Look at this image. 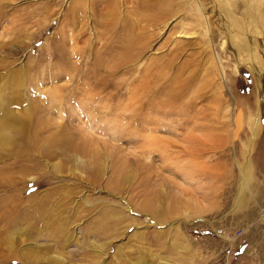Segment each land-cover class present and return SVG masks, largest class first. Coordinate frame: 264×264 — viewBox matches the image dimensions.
Here are the masks:
<instances>
[{
	"label": "rangeland",
	"instance_id": "374dc122",
	"mask_svg": "<svg viewBox=\"0 0 264 264\" xmlns=\"http://www.w3.org/2000/svg\"><path fill=\"white\" fill-rule=\"evenodd\" d=\"M70 2L0 0V96L7 104L0 121L7 119L12 134L0 142V264H56L48 257L57 251L73 264H122L126 254L138 259L141 247L174 257L173 264H264V0H198L203 36H177L185 23L200 31L177 15L166 28L156 26L143 56L129 63L115 58L120 42L113 41L114 16L126 17L127 6L107 13L94 7L78 26L89 32L73 33L85 64L61 55L58 21ZM65 59L82 65L64 71ZM132 95L145 104L140 116L108 112L106 105L129 103ZM18 114L27 117L22 125L12 119ZM75 155L89 164L84 179L68 174L75 165L66 157ZM124 169L133 176L115 193ZM164 192L175 217L156 221L140 207ZM108 206L125 215L119 237L86 229ZM185 210L187 219L180 217ZM163 230L178 240L176 250L161 249L170 241L158 240ZM92 240L105 245L99 260L84 254ZM43 242L49 252L26 255ZM144 264L162 263L148 257Z\"/></svg>",
	"mask_w": 264,
	"mask_h": 264
},
{
	"label": "bare ground",
	"instance_id": "6f19581e",
	"mask_svg": "<svg viewBox=\"0 0 264 264\" xmlns=\"http://www.w3.org/2000/svg\"><path fill=\"white\" fill-rule=\"evenodd\" d=\"M192 1L197 3L198 0H192ZM192 1H191V3H189L190 0H71L70 4L68 6V9L66 11L62 12V14L64 15V18H61V20L58 21L59 24H61V28H60L61 37L59 36V38H60V42L62 43V46H63V49H64V52L62 51L61 55H63V57H65V58H71V56H73V58H81V60L84 61V64H85L84 57H86V56L84 54L85 53L84 50L81 49L82 47L80 49L78 47V41L80 40V39H78V36L81 37V35H84V33L86 34L89 31H87L86 29H83V28L79 29L78 26H79V23L83 24V25L88 24V18H91L88 15V12H92L93 13L94 7L97 9L98 6L99 7L102 6L101 7V11L102 12H106V13L109 11L110 7L111 8L120 7V9H121V7L127 6L126 7L127 8L126 9V17H122L123 15H120L119 12L116 13V11H115V13H116V14L114 13L115 14V16H114L115 25L113 27L114 28L113 31L115 32V36L118 37L116 39H113V41L120 42L119 44H114V48L116 49L115 58H116V56L122 55L123 56V58H122L123 60H128L127 63L131 62V60H134L137 57L139 58V57L143 56L144 50L150 46V44H151V42L153 40V37L156 36V35H154L155 34L154 30H155L156 26L162 25L163 29L166 28L170 24L169 22L170 21L172 22L175 19L174 17L177 16V15L178 16L179 15H183L184 18H186V17L191 18L192 21L196 22L195 27L197 26V27L200 28V31L196 30L197 28L189 29L188 28V24L185 23L186 25L183 24V25L180 26L179 33H178L179 35H177V36H179V37H189V38L193 37L195 35L203 36L204 33H202V31L205 32V28H204L203 24L206 22V14L204 12L202 4H200V3L199 4L198 3L195 4ZM56 2L58 3V1H56ZM61 2H62V0H61ZM188 3H189V7L188 8H190L191 11H192L191 13H188V11H187ZM128 4H132V5L130 7H128L129 6ZM0 7L3 8L5 6L2 3H0ZM49 7H51V6H49ZM58 7H59V5H58ZM117 9H119V8H117ZM49 10H50V8H49ZM54 12H55V10H54ZM112 13L113 12H111V14ZM0 14L2 15L3 13H0ZM6 14H7V12H6ZM1 15H0V21H1V19H3L1 17ZM93 15H94V13H93ZM4 19H5V17H4ZM68 19L69 20L72 19V21L67 23ZM142 21H149L150 26L153 29H150V28L147 29L146 28L147 30H145L144 29L145 26H144V24H142L143 23ZM94 23H96V21ZM140 24H142L141 27H140ZM145 25L148 27L147 24H145ZM190 25H192V23H190ZM106 27H108V26H106ZM76 29L79 31V35L74 37L73 33H74V31ZM88 29H90L89 25H88ZM104 29H105V27H104ZM107 30H109V27L107 28ZM111 31L112 30L110 29V32ZM3 34H4V32H3ZM6 34L10 35V31L6 32ZM75 35H77V34H75ZM202 41L204 42V46H206V48L204 50V51H206L207 46L209 45V43L207 41H205L204 39H202ZM83 42H84V40H83ZM107 47H108V45H107ZM107 49L108 48H106V50ZM106 57H108V56H106ZM109 59L112 60L111 57H109ZM106 60H108V58ZM123 60H122V63H123ZM69 62L70 61H67L65 59V61H63V63H62V66L60 65L61 66L60 68H62V70H64V71H66L67 69L71 70L73 67H76V66L78 68H80V66L82 65L81 63H79L80 65L77 64L76 61L75 62L71 61L70 63ZM201 62L202 61L200 60V63ZM89 63H90V61H89ZM102 65H103V63H102ZM120 85H121V83H120ZM125 85H127V84H125ZM63 88H66V87H63ZM120 89L121 88H117V91L120 90ZM117 91H115V93H113L114 96L116 95ZM137 93H135V95ZM146 93L149 94V96H151L153 94V92H149L147 90H146ZM135 95L129 96V98H130L129 99L130 100L129 103H125L124 102V104H122V103H116V104L109 103L108 105L105 104L106 107H109V111L108 112H110L112 110H115L116 111L115 115L123 117V118H127V117H131L132 118V117L140 116V114H142V113H139V112H140V110L143 109L142 105H145V104H143V102H142V104H138L139 100H137V97L135 99ZM179 98L181 99L182 96L179 95ZM64 99H67V98L64 97ZM190 103H192V102H190ZM5 104H6V100H4V98H2L0 96V112H1L0 115L2 113H4V111L6 112L7 104H6V106H5ZM167 105L168 104H165V107ZM172 105H174V104H172ZM166 111L168 112V110H166ZM166 111H164V113ZM132 112H134V113H132ZM156 112H158V109L156 110ZM153 116H154L153 118H155L154 114H153ZM8 117H9V115H7V118ZM144 117L143 118L146 119V120H147V118L149 120L152 119V117H148L146 115H144ZM12 119L15 122H18L19 125H22L27 120V117H25L23 114H18V115H14ZM8 126H9V123L7 122V119H6V122L3 121V120L0 121V128H1L0 129V142H1V139H4V140L11 139V135H12L11 132H6L5 131ZM75 144L82 146L80 143H75ZM76 147H78V146H76ZM66 158L73 159L74 160V165H75L73 167V169H71L72 171L69 172L68 174L72 175V176H75L76 174H79V177H82V179H84L85 178V174L81 171L82 170L81 168L89 167V164H87V161L83 160L81 157L79 158L78 155H75L74 157L67 156ZM61 166L63 167L64 165H61ZM61 166L60 167L56 166L55 169L60 171L61 168H62ZM67 167L71 168L70 166H67ZM128 170H125V169L121 170V172H119V174L115 178V181L119 185L114 190L115 193H117L118 190L121 189V188L124 189V187L121 186V184H124L127 179L131 180L133 174L130 173ZM93 174L96 175V172H93ZM188 177H186V178H188ZM88 180H89V178H88ZM241 188H243V187H241ZM165 196H166L165 192L162 195H160V194L157 195L156 193H154V196L149 199L150 200V205L149 204H144V205H142L140 207V209L141 208H146L148 211H151L152 215H153V217H155L156 221L159 220V219H163L165 221V220H170V219L174 218L175 217L174 216V212H175L174 205H172L171 201H168L167 204L165 205L164 204L165 203L164 202L165 201V199H164ZM88 205H92V203H88ZM118 205H119V203H118ZM127 208L128 207H125L123 209L125 211H127ZM121 211L122 210H120V209H116V208H112V207L108 206V208H105V209H103L101 211L102 212L101 213L102 214V218L100 219V221L97 224H94V225H91V226L87 227L86 228L87 231H89V232H99V230H101L103 228L102 229L103 233H109V232L113 231V232H115L116 237L121 236V232H119L118 225L120 223L124 222V220H125V215H122L123 213H121ZM189 216H190V214L186 210H185V213L183 215H180V217H182L183 219H187V218H189ZM58 225L62 229H64V227L65 228H69V224L68 223H63L61 221L58 222ZM57 227H58L57 225L54 226V228H53V232L54 233L48 232V234L49 235L56 234L57 232H55V229ZM86 229L82 228V230H84V231ZM60 231H62V230H60ZM90 234H92V233H90ZM166 235H169L170 241H169V243H167L166 240H165V243H167V244H166V246L162 245L161 249L166 250V252H170L172 249L176 250L177 249V245L179 244V242H178L177 239H172L173 238L172 236L174 234H172L170 231H166L165 232V230H163L162 232L159 233L157 238H158V240L159 239H163L164 237H166ZM41 236H42L41 234H38V237H41ZM149 237H150V239H152V236H149ZM53 238H55V239H53V240H55V242L52 243V244H56V239L57 238L56 237H53ZM141 238L145 239L144 234H142V233H140L139 235L136 234V239L141 241L142 240ZM66 239H67V236L65 235L64 240H66ZM146 239H147V237H146ZM90 243H91V245L85 246L84 251L86 253H84V254L86 256H88L90 254L89 257H92V259H98L99 260L98 256H100L101 252L104 251L105 245L98 244V243H96L93 240ZM161 243H164V241H162ZM50 245H51V243H44V242L40 243L38 245V248H34L33 247L34 249L33 250L31 249L30 252L27 251L26 255H29V256L33 255L34 256L35 251L37 253L38 250L40 251V250H43L44 248H46V251L49 252V249L51 247ZM64 245H65V242H64V244L62 246L64 247ZM112 247H113V244H112ZM120 248H121V245H120V247H116L115 250L117 251V253L119 252ZM138 251L140 253H142V255L138 254L137 256H135L138 259L133 258V256H129L128 254H126L123 257L122 264H124V263L144 264V262L148 259V257H151L155 261H159V263H162V264H173V263L176 262V259H174V257H170V256L166 257V256H162L160 253H153V250H151V249L148 250V249H146V247L145 248L141 247V248H139ZM150 251H152V252H150ZM181 251L182 250H178V253H180ZM180 256H181V254H180ZM48 258L50 260H54V262L56 264H73V263H70L71 260H70L69 257L67 258V255H65L64 253H61V252L58 253V251L57 252H53ZM132 259H136V260L132 261ZM172 259H174V260H172ZM117 260L120 261V258L117 257ZM106 264H118V263H114V262L110 261L109 263H106Z\"/></svg>",
	"mask_w": 264,
	"mask_h": 264
},
{
	"label": "built area",
	"instance_id": "2783aa9c",
	"mask_svg": "<svg viewBox=\"0 0 264 264\" xmlns=\"http://www.w3.org/2000/svg\"><path fill=\"white\" fill-rule=\"evenodd\" d=\"M223 232V230L222 231H220L219 233H222Z\"/></svg>",
	"mask_w": 264,
	"mask_h": 264
}]
</instances>
